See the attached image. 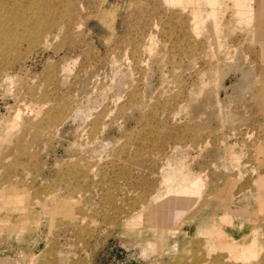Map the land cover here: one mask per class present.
<instances>
[{"label":"rangeland","instance_id":"rangeland-1","mask_svg":"<svg viewBox=\"0 0 264 264\" xmlns=\"http://www.w3.org/2000/svg\"><path fill=\"white\" fill-rule=\"evenodd\" d=\"M237 1L0 0V264H264V34ZM176 167L201 196L163 221Z\"/></svg>","mask_w":264,"mask_h":264},{"label":"bare ground","instance_id":"bare-ground-1","mask_svg":"<svg viewBox=\"0 0 264 264\" xmlns=\"http://www.w3.org/2000/svg\"><path fill=\"white\" fill-rule=\"evenodd\" d=\"M211 3H212L211 0L205 1L203 4H205L206 7H205V9H203V8H201V7L199 8V6H197L198 4L196 1L187 0V5L191 7L190 9L195 14V16L193 15L194 16L193 19H195L194 22L195 21L198 22V20H201L202 18L205 19L204 12L208 13V11H209V17L212 15V13L216 12L215 5H211ZM236 9H237L236 16H237L238 22H240V23L243 22V23H246L248 25L254 24V26H255V20L258 18V25H259V28H258L259 31L258 32L262 33V35L264 34V22L262 23V19L264 17V2L263 1L260 2V5L258 7H255L254 3H252L251 1L250 2H243L241 0H238L236 2ZM212 19H213V23L215 26V22H217L218 18L215 17ZM258 25L256 27H258ZM172 173H173V175L167 176V178L164 180L166 191H165V195H164L163 200L162 201L160 200L161 203L158 204V208H160L163 221H170V220L173 221L175 218H177L182 213L183 209L187 205H190V203L193 202L198 196H201L200 195V191H201L200 189L202 187V183H201V180L199 177L194 178V179H189L187 176L183 175V171L180 167L174 168ZM152 207H154V206H152ZM192 207H194V206L192 205ZM155 209H157V208H155ZM149 215H151V214H149ZM155 222H157V221H155ZM161 224H162V222H161ZM256 239L257 238L254 237L250 241V243H249L250 245H244V244L241 245L240 244L241 247H240L238 254H241L244 261H246L247 258L250 259L253 257L254 258L257 257L256 255L254 256V252L256 249L254 248L255 245L253 246V244H256V242L259 241V240L257 241ZM251 242H252V244H251ZM251 245H252V249H251ZM253 249H255V250H253ZM255 254H257V253H255ZM242 257H241V259H242Z\"/></svg>","mask_w":264,"mask_h":264},{"label":"crops","instance_id":"crops-1","mask_svg":"<svg viewBox=\"0 0 264 264\" xmlns=\"http://www.w3.org/2000/svg\"><path fill=\"white\" fill-rule=\"evenodd\" d=\"M259 1H260V2H261V1H263V2H264V0H259Z\"/></svg>","mask_w":264,"mask_h":264}]
</instances>
